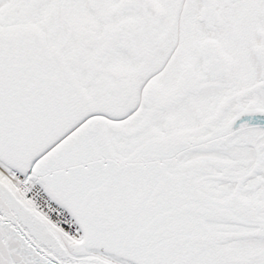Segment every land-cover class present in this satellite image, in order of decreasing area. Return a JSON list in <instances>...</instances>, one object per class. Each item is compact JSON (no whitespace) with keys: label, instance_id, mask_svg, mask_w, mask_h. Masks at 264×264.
Returning a JSON list of instances; mask_svg holds the SVG:
<instances>
[{"label":"snow or ice","instance_id":"obj_1","mask_svg":"<svg viewBox=\"0 0 264 264\" xmlns=\"http://www.w3.org/2000/svg\"><path fill=\"white\" fill-rule=\"evenodd\" d=\"M0 264H264V0H0Z\"/></svg>","mask_w":264,"mask_h":264}]
</instances>
